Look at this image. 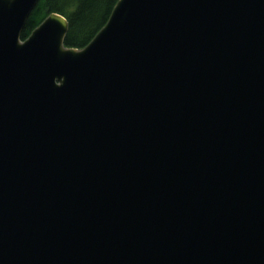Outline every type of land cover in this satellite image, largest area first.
Segmentation results:
<instances>
[{"label": "water", "instance_id": "obj_1", "mask_svg": "<svg viewBox=\"0 0 264 264\" xmlns=\"http://www.w3.org/2000/svg\"><path fill=\"white\" fill-rule=\"evenodd\" d=\"M0 0V264H264V0H118L83 48Z\"/></svg>", "mask_w": 264, "mask_h": 264}, {"label": "trees", "instance_id": "obj_2", "mask_svg": "<svg viewBox=\"0 0 264 264\" xmlns=\"http://www.w3.org/2000/svg\"><path fill=\"white\" fill-rule=\"evenodd\" d=\"M118 0H40L28 19L22 39H26L51 13L68 19L65 45L83 48L107 23Z\"/></svg>", "mask_w": 264, "mask_h": 264}]
</instances>
